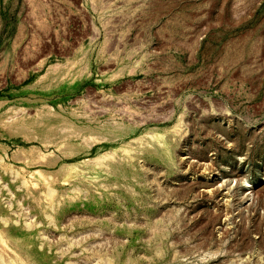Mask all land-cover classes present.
<instances>
[{"label": "rangeland", "instance_id": "rangeland-1", "mask_svg": "<svg viewBox=\"0 0 264 264\" xmlns=\"http://www.w3.org/2000/svg\"><path fill=\"white\" fill-rule=\"evenodd\" d=\"M0 264H264V0H0Z\"/></svg>", "mask_w": 264, "mask_h": 264}, {"label": "bare ground", "instance_id": "bare-ground-1", "mask_svg": "<svg viewBox=\"0 0 264 264\" xmlns=\"http://www.w3.org/2000/svg\"><path fill=\"white\" fill-rule=\"evenodd\" d=\"M253 194H254V196L256 195L257 198L260 197V193H258V192H256V191H254ZM223 200H224V198H223ZM225 200H227V199H225ZM227 201H228V200H227Z\"/></svg>", "mask_w": 264, "mask_h": 264}]
</instances>
